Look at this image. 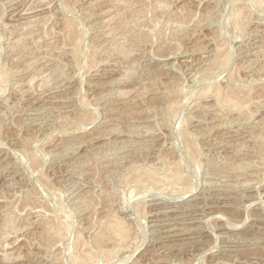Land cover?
Segmentation results:
<instances>
[{
    "label": "rangeland",
    "instance_id": "1",
    "mask_svg": "<svg viewBox=\"0 0 264 264\" xmlns=\"http://www.w3.org/2000/svg\"><path fill=\"white\" fill-rule=\"evenodd\" d=\"M258 1L0 0V264H76L112 218L127 236L92 264H264ZM218 55L228 65L215 67ZM214 83L245 104L212 106L202 91ZM175 165L187 186L163 180Z\"/></svg>",
    "mask_w": 264,
    "mask_h": 264
},
{
    "label": "bare ground",
    "instance_id": "2",
    "mask_svg": "<svg viewBox=\"0 0 264 264\" xmlns=\"http://www.w3.org/2000/svg\"><path fill=\"white\" fill-rule=\"evenodd\" d=\"M76 1V0H75ZM131 1V0H130ZM134 1V0H133ZM156 1H158V0H156ZM167 1V0H166ZM136 2V1H135ZM146 2V1H145ZM154 2V1H153ZM162 2V1H161ZM257 2L259 3V1L257 0ZM114 3V2H113ZM113 3H111V4H113ZM116 3V2H115ZM118 3V2H117ZM116 3V4H117ZM130 3V2H129ZM165 3V2H164ZM163 3V4H164ZM255 4H256V2H254ZM66 4V3H65ZM73 4V3H72ZM133 4V3H132ZM253 5V6H256V5ZM93 5V4H92ZM108 5H109V3H108ZM166 5V4H165ZM101 6V5H100ZM112 6V5H111ZM260 6V5H259ZM98 7H99V5H98ZM116 7V6H115ZM133 7V6H132ZM237 7V6H236ZM241 7V6H240ZM243 7V6H242ZM141 8V7H140ZM145 8V7H144ZM157 8V7H156ZM256 8H258L257 6H256ZM255 8V9H256ZM123 9V8H122ZM121 9V10H122ZM143 9V8H142ZM237 9H240V8H237ZM242 9V8H241ZM64 10V9H63ZM70 10V9H69ZM109 10V9H108ZM130 10V9H129ZM132 10V9H131ZM136 10V9H135ZM151 10V9H150ZM155 10V9H154ZM233 10V9H232ZM65 11V10H64ZM67 11V10H66ZM103 11V10H102ZM107 11V10H106ZM125 11V10H124ZM180 11V10H179ZM239 11V10H238ZM237 11V12H238ZM241 11H243V9L241 10ZM249 11V10H248ZM73 12V11H72ZM108 12V11H107ZM115 12H117V11H115ZM141 12V11H140ZM145 12V11H144ZM158 12V11H157ZM233 12V11H232ZM237 12L234 14V15H236L237 14ZM106 13V12H105ZM137 13H138V11H137ZM149 13V12H148ZM164 13V12H163ZM109 14V13H108ZM113 14V13H112ZM117 14V13H116ZM115 14V15H116ZM244 14V13H243ZM111 15V14H110ZM114 15V14H113ZM117 15H119V13L117 14ZM125 15V14H124ZM132 15V14H131ZM141 15H143V14H141ZM163 15V14H162ZM240 15H241V13H240ZM251 15V14H250ZM260 15V14H259ZM155 16V15H154ZM237 16V15H236ZM243 16V15H242ZM241 16V17H242ZM115 17H117V16H115ZM238 17H240L239 16V14H238ZM240 17V18H241ZM246 17V16H245ZM110 18V17H109ZM109 18H107L108 20H109ZM180 18V17H179ZM234 18H235V16H234ZM233 18V19H234ZM237 18V17H236ZM112 19V18H111ZM115 19V18H114ZM120 19H121V16H120ZM125 19V18H124ZM136 19V18H135ZM239 19V18H238ZM237 19V20H238ZM244 19V18H243ZM139 20H141V19H139ZM143 20V19H142ZM167 20V19H166ZM165 20V21H166ZM171 20H172V18H171ZM184 20V19H183ZM235 20V19H234ZM64 21V20H63ZM71 21V20H70ZM75 21V20H74ZM177 21V20H176ZM239 21V20H238ZM102 22V21H101ZM105 22H106V20H105ZM118 22V21H117ZM116 22V23H117ZM120 22V21H119ZM234 22V21H233ZM77 23V22H76ZM75 23V24H76ZM109 23V22H108ZM244 23V22H243ZM67 24V23H66ZM68 24H70V23H68ZM103 24V23H102ZM139 24V23H138ZM141 24V23H140ZM155 24V23H154ZM234 24H236V23H234ZM246 24V23H245ZM73 25H74V23H73ZM105 25V24H104ZM128 25V24H127ZM142 25V24H141ZM244 25V24H243ZM68 26V25H67ZM113 26V25H112ZM116 26V25H115ZM74 27V26H73ZM110 27V26H109ZM119 27H120V25H119ZM28 28V27H27ZM30 28V27H29ZM65 28V27H64ZM71 28V27H70ZM76 28V27H75ZM125 28V27H124ZM127 28V27H126ZM242 28V27H241ZM107 29H109V28H107ZM113 29V28H112ZM182 29V28H181ZM67 30H68V27H67ZM111 30V29H110ZM180 30V29H179ZM28 31V30H27ZM71 31H73V30H71ZM80 31H81V29H80ZM124 31V30H123ZM149 31V30H148ZM158 31V30H157ZM168 31V30H167ZM171 31H173L172 29H171ZM174 31H175V29H174ZM164 32V31H163ZM176 32V31H175ZM178 32V31H177ZM105 33V32H104ZM108 33H110L109 31H108ZM114 33V32H113ZM116 33V32H115ZM159 33V32H158ZM180 33V32H179ZM186 33V32H185ZM257 33V32H256ZM106 34V33H105ZM154 34V33H153ZM103 35V34H102ZM110 35V34H109ZM118 35V34H117ZM117 35L115 36V37H117ZM124 35V34H123ZM122 35V36H123ZM162 35V34H161ZM66 36V35H65ZM77 36V35H76ZM79 36V35H78ZM106 36V35H105ZM104 36V37H105ZM128 36V35H127ZM141 36V35H140ZM147 36V35H146ZM160 36V35H159ZM22 37V36H21ZM67 37V36H66ZM80 37V36H79ZM102 37V36H101ZM136 37V36H135ZM166 37V36H165ZM215 37V36H214ZM218 37V36H217ZM78 38V37H77ZM76 38V39H77ZM144 38V37H143ZM66 39V38H65ZM75 39V40H76ZM81 39V38H80ZM115 39V38H114ZM132 39V38H131ZM160 39V38H159ZM215 39V38H214ZM220 39V38H219ZM18 40V39H17ZM73 40V39H72ZM122 40V39H121ZM125 40V39H124ZM127 40V39H126ZM140 40V39H139ZM78 42H79V40H77ZM76 41V42H77ZM113 41V40H112ZM115 41V40H114ZM153 41V40H152ZM221 41V40H220ZM76 42H75V45H77L76 44ZM107 42V41H106ZM123 42V41H122ZM154 42V41H153ZM159 42V41H158ZM74 43V42H73ZM108 43V42H107ZM119 43H121V42H119ZM136 43V42H135ZM210 43V42H209ZM110 44V43H109ZM118 44V43H117ZM197 44V43H196ZM106 45V44H105ZM119 45V44H118ZM126 44H124V46H125ZM134 45V44H133ZM206 45V44H205ZM15 46V45H14ZM70 46V45H69ZM114 46V45H113ZM117 46V45H116ZM121 46H123V45H121ZM215 46V45H214ZM59 47H61V46H59ZM79 47V46H78ZM111 47V46H110ZM119 47V46H118ZM117 47V48H118ZM175 47V46H174ZM216 47V46H215ZM115 48V47H114ZM114 48H112V49H114ZM120 48V47H119ZM121 48H125V47H121ZM220 48V47H219ZM222 48V47H221ZM225 48V47H224ZM116 49V48H115ZM191 49V48H190ZM217 49V48H216ZM13 50H16V49H13ZM94 50V49H93ZM96 50V49H95ZM105 50V49H104ZM107 51H108V48L106 49ZM120 50H122V49H120ZM126 50V49H125ZM213 50V49H212ZM76 51H78V50H76ZM112 51V50H111ZM116 51H117V49H116ZM218 51H219V49H218ZM223 51V50H222ZM261 51V50H260ZM224 52V51H223ZM64 53V52H63ZM74 53V52H73ZM103 53H105V52H103ZM114 53V52H113ZM130 53V52H129ZM154 53H155V51H154ZM188 53V52H187ZM220 53V52H219ZM218 53V54H219ZM260 53V52H259ZM10 54V53H9ZM107 54V53H106ZM116 54V53H115ZM186 54V53H185ZM130 55H131V53H130ZM201 55V54H200ZM214 56H216L215 54H213ZM102 56V55H101ZM105 56V55H104ZM108 56V55H107ZM204 56V55H203ZM213 56V57H214ZM219 57H220V55H218ZM217 56V58H216V62L214 63V61H213V63H212V61H211V63L212 64H214L215 65V67H217V68H221V67H225L226 65H228V64H225V63H227V62H225V60H227V59H225V57H224V60H223V58H219ZM70 57H71V55H70ZM92 58V57H91ZM93 59V58H92ZM103 59H104V57H103ZM215 59V58H214ZM217 59H221V60H217ZM263 59V58H262ZM72 60V59H71ZM94 60V59H93ZM104 61V60H103ZM118 61V60H117ZM125 61H127V60H125ZM188 61V60H187ZM99 62V61H98ZM163 62V61H162ZM204 62V61H203ZM93 63V62H92ZM91 64V63H90ZM242 64V63H241ZM94 65V64H93ZM93 65H91V66H93ZM175 65V64H174ZM211 65V64H210ZM225 65V66H224ZM246 65V64H245ZM4 66V65H3ZM201 66V65H200ZM204 66V65H203ZM251 66V65H250ZM264 66V65H263ZM228 67V66H227ZM242 67V66H241ZM240 67V68H241ZM259 68V67H258ZM2 69H3V67H2ZM5 69V68H4ZM89 70V69H88ZM93 70V69H92ZM1 71V70H0ZM218 71V70H217ZM256 71V70H255ZM2 72V71H1ZM88 72V71H87ZM166 72V71H165ZM209 73H210V69H209V71H208ZM213 72V71H212ZM233 72V71H232ZM239 72V71H238ZM3 73V72H2ZM5 73V72H4ZM3 73V74H4ZM2 74V75H3ZM10 74H11V72H10ZM105 74V73H104ZM175 74V73H174ZM198 74V73H197ZM211 74V73H210ZM226 74V73H225ZM231 74V73H230ZM248 75V74H247ZM250 75V74H249ZM231 76V75H230ZM232 76L234 77V73L232 74ZM6 77H7V75H6ZM120 77V76H119ZM238 77H239V75H238ZM0 78H2V77H0ZM5 78V77H4ZM3 78V79H4ZM32 78V77H31ZM123 78V77H122ZM173 78V77H172ZM200 78V77H199ZM232 78V77H231ZM34 79V78H33ZM121 79V78H120ZM229 79H230V77H229ZM262 79V78H261ZM7 80V79H6ZM36 80V79H35ZM239 80V79H238ZM44 81V80H43ZM84 81V80H83ZM118 81V80H117ZM216 81V80H215ZM240 81V80H239ZM233 82V81H232ZM84 83V82H83ZM118 83V82H117ZM122 83H123V81H122ZM164 83V82H163ZM172 83V82H171ZM7 84V83H6ZM99 84V83H98ZM119 84V83H118ZM142 84V83H141ZM215 84V83H214ZM222 84V83H221ZM224 84V83H223ZM231 84H233V83H231ZM1 85V84H0ZM152 85V84H151ZM234 85V84H233ZM31 86V85H30ZM56 86V85H55ZM241 86V85H240ZM239 86V87H240ZM32 87V86H31ZM176 87V86H175ZM233 87H235V86H233ZM252 87V86H251ZM116 88V87H115ZM137 88V87H136ZM168 88V87H167ZM170 88V87H169ZM178 88V87H177ZM177 88L176 89H174V90H177ZM228 89L226 90V87H225V89L223 88V87H221L220 85H218V83H217V85L215 84V85H210V87H207L206 88V90L204 89L203 91H202V94L204 95V93L205 94H209V92H212V95L214 96V105H212V106H214V107H225L226 109L227 108H235L236 109V107L238 108L239 106H241V105H243V104H241L243 101H242V99L240 100V99H238V96H236V92H234L233 91V88H231V90H229L230 88H229V86L227 87ZM241 88V87H240ZM239 88V89H240ZM73 89V88H72ZM143 89H145L144 87H143ZM251 89V88H250ZM55 90V89H54ZM122 90V89H121ZM169 90V89H168ZM181 90V89H180ZM202 90V89H201ZM227 92H226V91ZM236 90V89H235ZM248 90V89H247ZM253 90V89H252ZM51 91V90H50ZM78 91V90H77ZM125 91V90H124ZM123 91V92H124ZM229 91V92H228ZM238 91V90H237ZM240 91V90H239ZM79 92V91H78ZM120 92V91H119ZM122 92V93H123ZM208 92V93H207ZM129 93H132V92H129ZM169 93V92H168ZM241 93V92H240ZM251 93V92H250ZM100 94V93H99ZM126 94H127V92H126ZM125 94V95H126ZM135 94V93H134ZM193 94H195V92L193 93ZM202 94L199 92V95L200 96H202ZM211 94V93H210ZM244 94V93H243ZM53 95V94H52ZM122 95V94H121ZM120 95V96H121ZM239 95V94H238ZM250 95V94H249ZM102 96V95H101ZM119 95H118V97H120ZM195 96V95H194ZM198 96V95H197ZM200 96H198V97H200ZM10 97V96H9ZM73 97V96H72ZM100 97V96H99ZM193 97V96H192ZM245 97V96H244ZM102 98V97H101ZM143 98V97H142ZM174 98V97H173ZM248 98V97H247ZM82 99H83V97H82ZM81 99V100H82ZM107 99V98H106ZM123 99V98H122ZM136 99V98H135ZM139 99V98H138ZM206 99V98H205ZM251 99V98H250ZM249 99V100H250ZM259 99V98H258ZM5 100V99H4ZM261 100H264V99H261ZM6 101H7V99H6ZM85 101V100H84ZM84 101H82V102H84ZM111 101V100H110ZM198 101H200V100H198ZM197 101V102H198ZM242 101V102H241ZM257 101V100H256ZM5 102V101H4ZM8 102V101H7ZM108 102V101H107ZM115 102V101H114ZM176 102V101H175ZM97 103V102H96ZM123 103V102H122ZM129 103V102H128ZM206 103V102H205ZM204 103V104H205ZM209 103V102H208ZM212 103V102H211ZM244 103V102H243ZM84 104V103H83ZM86 104H88V103H86ZM124 104V103H123ZM177 104V103H176ZM207 104V103H206ZM210 104V103H209ZM245 104V103H244ZM259 104H260V102H259ZM168 105H170V104H168ZM174 105V104H173ZM177 105H179V104H177ZM193 105V104H192ZM197 105V104H196ZM248 105V104H247ZM249 105H250V103H249ZM195 106V105H194ZM245 106V105H244ZM244 106H242L241 108H243ZM78 107V106H77ZM170 107V106H169ZM173 106H171V109L173 110V108L175 107H173ZM196 107V106H195ZM206 107H209V106H207L206 105ZM210 107H211V104H210ZM200 108V107H199ZM248 108V107H247ZM170 109V108H169ZM170 109V110H171ZM206 109V108H205ZM210 109V108H209ZM209 109H208V111H209ZM214 109V108H213ZM148 110V109H147ZM215 110V109H214ZM221 110V109H220ZM222 110H224L225 111V109L224 108H222ZM247 110V109H246ZM249 110V109H248ZM223 111V112H224ZM258 111V110H257ZM183 112V111H182ZM205 112V111H204ZM248 112V111H247ZM251 112V111H250ZM81 113V112H80ZM170 113V112H169ZM176 113V112H175ZM190 113V112H189ZM219 113V112H218ZM239 113H241V111L239 112ZM246 113V112H245ZM84 114V113H83ZM82 114V115H83ZM109 114V113H108ZM167 114V113H166ZM215 114V113H214ZM252 114V113H251ZM221 115V114H220ZM238 115H241V114H238ZM247 115V114H246ZM222 116V115H221ZM64 117V116H63ZM220 117V116H219ZM223 117V116H222ZM246 117V116H245ZM251 117V116H250ZM67 118V117H66ZM68 119V118H67ZM217 119V118H216ZM213 120V119H212ZM63 122V121H62ZM234 123V122H233ZM235 124V123H234ZM82 125V124H81ZM221 125V124H220ZM229 126V125H228ZM85 127V126H84ZM87 127V126H86ZM223 127V126H222ZM227 127V126H226ZM237 127V126H236ZM80 128V127H79ZM115 128V127H114ZM225 128V127H224ZM111 129V128H110ZM237 129V128H236ZM113 130V129H112ZM184 130V129H183ZM210 130V129H209ZM230 130H232V129H230ZM119 131V130H118ZM64 132V131H63ZM71 132V131H70ZM93 132V131H92ZM147 132V131H146ZM185 132H186V130H185ZM189 132V131H188ZM203 132H205V131H203ZM238 132V131H237ZM69 133V132H68ZM210 133V132H209ZM110 134H111V132H110ZM246 134V133H245ZM109 135V134H108ZM125 135V134H124ZM196 135H197V133H196ZM186 136V135H185ZM193 136V135H192ZM78 137V136H77ZM132 137V136H131ZM138 137V136H137ZM189 137H190V134H189ZM216 137V136H215ZM190 138H192V137H190ZM190 138H188V139H190ZM222 138V137H221ZM102 139V138H101ZM129 140V139H128ZM218 140V139H217ZM243 140V139H242ZM238 141V140H237ZM27 142V141H26ZM33 142H34V140H33ZM144 142V141H143ZM142 142V143H143ZM190 142H192V141H187V143H186V145L187 146H189V147H187L188 149H190V147H191V150H193V153H195L196 154V152H195V150L194 149H196L197 150V146H196V148H192L193 147V145L190 143ZM214 142V141H213ZM253 142V141H252ZM21 143V142H20ZM35 143V142H34ZM26 144V143H25ZM228 144V143H227ZM33 145V144H32ZM198 145V144H197ZM24 146V145H23ZM26 146V145H25ZM185 146V145H184ZM199 146V145H198ZM240 146V145H239ZM247 146V145H246ZM30 147V146H29ZM186 147V146H185ZM201 147V146H200ZM210 147V146H209ZM6 149V148H5ZM172 149V148H171ZM200 149V148H199ZM17 151V150H16ZM22 151V150H21ZM139 151V150H138ZM189 152H191V151H189ZM188 152V153H189ZM19 153H21V152H19ZM34 153V152H33ZM45 153V152H44ZM187 153V154H188ZM204 153V152H203ZM233 153V152H232ZM24 154V153H23ZM53 154V153H52ZM136 154V153H135ZM143 154V153H142ZM190 155H191V153H189ZM12 155V154H11ZM20 155V154H19ZM125 155V154H124ZM139 155V154H138ZM192 155H194V154H192ZM198 155H199V153H198ZM198 155H197V157H198ZM204 155V154H203ZM237 155V154H236ZM22 156V155H21ZM240 156V155H239ZM13 157V156H12ZM34 158H35V155L33 156ZM32 157V158H33ZM31 158V160H33ZM37 158V157H36ZM34 159V161L36 162V161H38L37 159ZM141 158V157H140ZM193 158V157H192ZM23 159V158H22ZM198 159V158H197ZM9 160V159H8ZM180 160V159H179ZM174 161V160H173ZM227 161V160H226ZM75 162V161H74ZM79 162V161H78ZM145 162V161H144ZM172 162V161H171ZM24 163V162H23ZM165 163V162H164ZM241 163V162H240ZM31 164H33V163H31ZM170 164V163H169ZM181 164V163H180ZM239 164V163H238ZM237 164V165H238ZM35 165V164H34ZM137 165V164H136ZM196 165H197V163H196ZM199 165V164H198ZM240 165V164H239ZM27 166V165H26ZM30 166V165H29ZM39 166V165H38ZM79 166V165H78ZM173 166V165H172ZM172 166H171V168H172ZM175 166H177L176 168H178L179 166L178 165H175ZM175 166H174V169L172 168V170H173V172L172 171H168L169 173L168 174H164L162 177H163V180H168L169 182H166V181H164V182H166V184L167 183H171L172 185H173V183L174 184H183V182L182 181H184L185 179H183L184 178V172H183V174L184 175H182V177H180V168H178L179 169V172L178 171H176V168H175ZM142 167V166H141ZM8 168V167H7ZM38 168V167H37ZM158 168V167H157ZM159 168H160V166H159ZM162 168V167H161ZM235 168V167H234ZM33 169V168H32ZM39 169V168H38ZM150 169V168H149ZM167 169V168H166ZM168 169H170L169 167H168ZM177 169V170H178ZM181 169H182V167H181ZM199 169V168H198ZM236 169V168H235ZM247 169V168H246ZM252 169V168H251ZM256 169H257V167H256ZM3 170V169H2ZM30 170V169H29ZM40 170V169H39ZM146 170V169H145ZM145 170H143V171H145ZM241 170V169H240ZM243 170V169H242ZM125 171V170H124ZM136 171H137V169H136ZM139 171V170H138ZM150 171V170H149ZM153 171V170H152ZM155 171V170H154ZM167 171V170H166ZM34 172H35V170H34ZM142 172V171H141ZM145 172H147V170L145 171ZM151 172V171H150ZM182 172V171H181ZM149 173V172H148ZM153 172H151V173H149V174H151V175H149V176H151V178L150 179H155V180H157L158 178H156V177H158V176H156L155 175V173H154V175L152 174ZM157 173V172H156ZM159 173V172H158ZM251 173V172H250ZM143 174L145 175V173L143 172ZM160 174V173H159ZM199 174V173H198ZM129 175V174H128ZM127 175V176H128ZM146 175L148 176V174L146 173ZM138 176V175H137ZM143 176V175H142ZM141 176V177H142ZM149 176H148V178H149ZM154 176H156V177H154ZM48 177V176H47ZM134 177H136V176H134ZM139 177V176H138ZM199 177V176H198ZM140 178V177H139ZM190 178V177H189ZM153 179H152V181H153ZM160 179H161V176H160ZM160 179H158V181H156L157 183L159 182L160 183V188H161V186H163L164 187V185L162 184V180H160ZM180 179H183L182 181L180 180ZM38 180V179H37ZM44 180H45V178H44ZM149 180V179H148ZM154 180V181H155ZM46 181V180H45ZM126 181V180H125ZM138 181V180H137ZM151 181V180H150ZM161 181V182H160ZM180 181H181V183H180ZM188 181V180H187ZM186 180L184 181V183L186 184V182H187ZM190 181V180H189ZM135 182V181H134ZM26 183V182H25ZM47 183V182H46ZM129 183V182H128ZM246 183H247V181H246ZM245 183V184H246ZM192 184V183H191ZM45 185V184H44ZM167 185H169V184H167ZM178 185V186H179ZM184 185V184H183ZM194 185V184H193ZM193 185H189L190 186V188H185L184 190H186L187 189V191H184V193H191L193 190H194V186ZM235 185V184H234ZM156 186V185H155ZM170 186V185H169ZM177 186V185H176ZM177 186V188H179ZM184 186H187V185H184ZM53 187V186H52ZM158 187V186H157ZM167 187V186H166ZM166 187H164L163 188V190L166 188ZM169 188V187H168ZM171 188V187H170ZM162 189V188H161ZM167 189V188H166ZM176 189V188H175ZM51 190V189H50ZM53 190V189H52ZM56 190V189H55ZM179 190V189H178ZM32 191V190H31ZM58 191V190H57ZM151 191V190H150ZM166 191V190H165ZM176 191V190H175ZM52 192V191H51ZM71 192V191H70ZM159 192H160V190H159ZM158 192V193H159ZM164 192V191H163ZM162 192V193H163ZM219 192V191H218ZM41 193V192H40ZM50 193V192H49ZM59 193V192H58ZM57 193V194H58ZM155 193H156V191H155ZM189 193V194H190ZM46 194V193H45ZM56 194V193H55ZM54 194V195H55ZM183 195V194H182ZM188 195V194H187ZM194 195V194H193ZM37 196V195H36ZM46 196V195H45ZM86 196V195H85ZM170 196V195H169ZM53 197H55V196H53ZM191 197V196H190ZM108 198V197H107ZM171 198V197H170ZM31 199V198H30ZM184 199V198H183ZM29 200V199H28ZM82 200V199H81ZM85 200V199H84ZM59 202V201H58ZM61 202V201H60ZM76 202V201H75ZM85 203V202H84ZM106 203V202H105ZM55 204V203H54ZM58 204H61V203H58ZM88 204V203H87ZM239 204V203H238ZM33 205V204H32ZM79 205V204H78ZM84 205V204H83ZM58 206V205H57ZM91 206V205H90ZM184 207V206H183ZM8 208V207H7ZM31 208V207H30ZM107 209V208H106ZM51 210V209H50ZM187 210V209H186ZM141 211H143V210H141ZM168 211V210H167ZM177 211V210H176ZM9 213V212H8ZM41 213V212H40ZM45 213V212H44ZM49 213H51V212H49ZM55 213V212H54ZM165 213V212H164ZM5 214V213H4ZM114 214V213H113ZM194 214V213H193ZM35 215V214H34ZM58 215V214H57ZM56 215V216H57ZM111 215V214H110ZM44 216V215H43ZM51 216H53V215H51ZM106 216V215H105ZM113 216V215H112ZM111 216V217H112ZM115 216V215H114ZM113 216V217H114ZM145 216V215H144ZM116 217V216H115ZM215 217V216H214ZM38 218V217H37ZM44 218V217H43ZM50 218V217H49ZM108 218V217H107ZM143 218V217H142ZM113 219H115V218H112V220H110L109 222H108V224H106V227H105V229L107 230L106 231V233H104L105 231H104V228H103V231H97V234H96V236H94V235H92V236H94L95 237V244H97V245H99L98 243L101 241H97V239L98 238H104V236H108V237H110L109 239H111V241L113 242L112 244H113V246L112 247H110L109 245H104L103 246V243H104V240H103V243L101 244V245H99V246H97L96 245V250L97 251H93V250H88V248L86 249V248H84V249H86V251L85 250H83L84 252H80V251H76L75 252V256L74 255H72L71 253H70V255H71V257H73L74 256V262L72 261V263H76V264H92V262L95 260V259H97L98 257L99 258H105V259H107L108 261L107 262H109V258H110V256H111V254L113 253V252H115V251H117V250H115V249H118L119 248V246H120V242L121 241H119L120 239H119V237H121V235H123L122 233H124L125 232V234H126V228H125V225H126V227H127V223L125 224L124 222H121L120 220H116V221H113ZM118 219V218H117ZM233 219V218H232ZM54 220V219H53ZM57 220V219H56ZM108 220V219H107ZM207 220V219H206ZM216 220V219H215ZM197 221V220H196ZM44 222H46V221H44ZM53 223V222H52ZM65 223V222H64ZM98 223V222H97ZM125 225H124V224ZM229 223V222H228ZM104 224V223H103ZM239 224V223H238ZM5 225V224H4ZM46 225V224H45ZM50 225V224H49ZM52 225V224H51ZM56 225H58V224H56ZM60 225V224H59ZM159 225V224H158ZM63 226V225H62ZM233 226V225H232ZM54 227V226H53ZM52 226L51 227H49V226H46L45 227V229L44 230H46V232L47 233H50L52 230H55V232H59V230H61L60 228H59V226L57 227V226H55L54 228H53ZM64 227H65V225H64ZM67 227H69V226H67ZM130 227V226H129ZM214 227V226H213ZM213 227H211V228H213ZM43 228V227H42ZM80 228V227H79ZM101 228V227H100ZM99 228V229H100ZM219 228V227H218ZM217 228V229H218ZM63 229V228H62ZM128 229V228H127ZM146 229V228H145ZM108 230L110 231V232H108ZM174 230V229H173ZM80 231V230H79ZM129 231V230H128ZM136 231V230H135ZM54 232V233H55ZM61 232V231H60ZM53 233V234H54ZM57 233H56V236H58L57 235ZM63 233V232H62ZM67 233V232H66ZM95 233H96V231H95ZM95 233H93V234H95ZM52 234V235H53ZM68 234V233H67ZM105 234H107V235H105ZM128 234V233H127ZM44 236V235H43ZM48 236V235H47ZM50 236V235H49ZM100 236V237H99ZM119 236V237H118ZM124 236V235H123ZM125 236H127V235H125ZM124 236V237H125ZM52 237V236H51ZM60 237V236H59ZM62 237V236H61ZM105 237V238H106ZM123 237V238H124ZM54 238V237H53ZM114 238V239H113ZM122 238V237H121ZM126 238V237H125ZM17 239V238H16ZM94 239V238H93ZM108 239V238H107ZM108 239V240H109ZM142 239V238H141ZM86 240V239H85ZM114 240V241H113ZM126 240H128V239H126ZM130 240V239H129ZM132 240V239H131ZM135 240V239H134ZM143 240V239H142ZM49 241V240H48ZM75 241L77 242L76 244V246H78V245H81L82 244V242H83V238H82V236L79 234L78 236H77V239H75ZM122 241L124 242V244H126L125 243V240L124 239H122ZM85 242V241H84ZM83 242V247L85 246L84 243ZM110 242V241H109ZM12 243V242H11ZM54 243V242H53ZM94 243V242H93ZM122 243V242H121ZM128 243V242H127ZM136 243V242H135ZM124 244H122V246L124 245ZM128 244H130V243H128ZM144 244V243H143ZM60 245V244H59ZM81 245V246H82ZM111 245V244H110ZM76 246H74V248L76 247ZM126 246H128V245H126ZM126 246H123V248L124 247H126ZM91 248V247H90ZM68 249V248H67ZM80 249V248H79ZM120 249V248H119ZM121 249H122V247H121ZM115 250V251H114ZM74 251V250H73ZM82 251V250H81ZM61 252V251H60ZM71 252V251H70ZM121 252V251H120ZM159 253V252H158ZM67 254V253H66ZM74 254V253H73ZM9 255V254H8ZM115 255V254H114ZM113 255V256H114ZM133 255V254H132ZM112 256V257H113ZM166 256V255H165ZM17 257V256H16ZM60 257V256H59ZM58 257V258H59ZM71 257H69L70 259H72ZM22 258V257H21ZM61 258V257H60ZM98 258V259H99ZM57 259V258H56ZM123 259V258H122ZM59 260V259H58ZM111 260V259H110ZM127 260V259H126ZM98 261V260H97ZM96 261V262H97ZM112 261V260H111ZM123 261V260H122ZM158 261V260H157ZM58 262V261H57ZM56 262V263H57ZM160 262V261H159ZM55 263V262H54ZM94 263V262H93ZM63 264V263H62ZM107 264V263H106ZM110 264V263H109Z\"/></svg>",
    "mask_w": 264,
    "mask_h": 264
}]
</instances>
